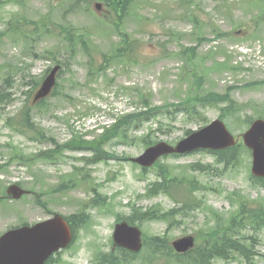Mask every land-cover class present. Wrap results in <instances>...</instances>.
<instances>
[{"label":"rangeland","instance_id":"rangeland-1","mask_svg":"<svg viewBox=\"0 0 264 264\" xmlns=\"http://www.w3.org/2000/svg\"><path fill=\"white\" fill-rule=\"evenodd\" d=\"M56 63L65 65L56 94L32 106V79ZM211 91L222 101L193 102ZM227 98L234 105L222 116ZM259 117L264 0H135L126 9L109 0H0V194L14 183L33 191L0 201V235L54 213L77 215L87 224L55 254L56 264H109L98 250L125 264L113 249L115 222L139 218L149 241L129 264H195L194 255L155 251L150 238L195 234L204 245L220 230L241 252L213 264H264V180L252 174L242 138L228 162L207 150L168 156L150 169L130 160L149 142L176 143L217 118L239 136ZM122 119L125 133L114 129L113 139L94 148ZM40 128L63 144L64 160L51 162L59 147L50 149L55 144ZM106 151L117 158L104 160ZM90 156L97 162L81 159ZM258 207L260 218L245 215Z\"/></svg>","mask_w":264,"mask_h":264},{"label":"water","instance_id":"water-1","mask_svg":"<svg viewBox=\"0 0 264 264\" xmlns=\"http://www.w3.org/2000/svg\"><path fill=\"white\" fill-rule=\"evenodd\" d=\"M96 8L101 11V4ZM60 66H56L42 82L35 94L34 103L49 96L57 80ZM245 144L253 150L252 172L255 176L264 177V119L255 120L250 128L243 133ZM237 144V139L229 131L226 123L216 119L198 131L192 132L177 146L167 142H159L150 146L135 162L143 166H152L156 160L167 153L192 151L197 148L224 149ZM11 198L20 199L27 191L18 184L7 189ZM72 239V231L68 222L61 214H55L50 219L34 226L23 225L11 229L0 237V264H45L46 260L62 247H66ZM115 245L137 252L142 248V231L139 227L122 222L116 227ZM180 253L194 248L195 237L188 235L173 242Z\"/></svg>","mask_w":264,"mask_h":264},{"label":"trees","instance_id":"trees-1","mask_svg":"<svg viewBox=\"0 0 264 264\" xmlns=\"http://www.w3.org/2000/svg\"><path fill=\"white\" fill-rule=\"evenodd\" d=\"M109 1L116 3V5L120 7V9L124 8V7L126 9L128 7V5H130L134 2V0H109ZM71 36H72V38L70 39V41H73L74 36L73 35H71ZM125 43L131 44V47H132V45L134 44V40L131 38V36H129L125 39ZM125 56H128V52L126 49H125ZM74 57L75 56H72L71 58H74ZM107 62H108V60L106 61V63ZM90 65H91L90 67L94 69L93 72L98 69V67L92 66L93 65L92 61H91ZM101 68L103 69L104 66H102ZM213 94H215V93H209L208 95H206L204 97H200V99H204L206 102H213V101H215L214 98H216L217 100H222V98L220 97L221 95H213ZM227 100H230V98H227ZM232 104L234 105V101H233V103L231 101V105L227 108V111L224 112L223 115L228 114L231 111L232 106H233ZM151 109H152V107H148L146 110H151ZM139 114L140 113H138L135 116H138ZM147 114H148V112L142 113V115L144 117H146ZM26 121L28 122V120H26ZM23 122H24V120H23ZM124 122H125L124 119L120 120L117 124H115V127H112L111 130L107 131L104 136L106 137L109 134V136L114 137V136H116V133L117 134L125 133ZM126 122H127V119H126ZM133 123L136 125L137 119H134ZM114 129L116 130V133L113 132ZM125 138H127V134H125ZM52 140H53V142H56L54 138H52ZM145 140L147 142H149L148 138ZM240 148H241V146L238 145L236 147L217 152V155L220 157V159L222 161L228 162L232 158L237 157V154H238V151ZM262 209L263 208H261V207H258L257 209H250L245 213V215H247V217H255L254 219L260 218ZM149 217L152 218V216H149ZM68 220H70V222L72 223V226H73V225H75L74 222H81L82 218L80 216H77V215H72V216L68 217ZM258 222L261 223V220H259ZM150 239L155 242V245H156L155 251L156 250H162V249H168L173 254L172 247H171L168 240L161 239L160 237H151ZM148 241H149V238H148ZM234 251L241 252V246H240L239 242L234 241L232 239L231 235H228V233L222 232L220 230V233L215 240L211 239V240L207 241L206 244H204V245L199 244L195 250H193L192 252L185 254V255H194L195 264H213V261L215 259H218V258L225 259L226 261L230 260V255H231L230 253L234 252ZM129 254L130 253L125 251V264L130 263V260L128 258ZM174 255L179 259L182 258L183 256H185V255H178V254H174ZM107 261L109 262V264H117L118 263V260H116V259H112L110 261V257H108Z\"/></svg>","mask_w":264,"mask_h":264}]
</instances>
